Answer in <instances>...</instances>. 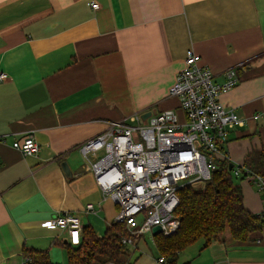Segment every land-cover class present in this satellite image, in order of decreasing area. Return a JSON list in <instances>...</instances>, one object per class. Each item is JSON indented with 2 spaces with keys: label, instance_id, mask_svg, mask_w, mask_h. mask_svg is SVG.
Wrapping results in <instances>:
<instances>
[{
  "label": "crops",
  "instance_id": "obj_1",
  "mask_svg": "<svg viewBox=\"0 0 264 264\" xmlns=\"http://www.w3.org/2000/svg\"><path fill=\"white\" fill-rule=\"evenodd\" d=\"M189 48L218 81L238 70L240 82L222 101L244 119L225 147L226 158L242 163L264 145V0H0V71L9 74L0 81V264H22L25 247L49 250L60 263L69 234L47 226L60 210L96 231L115 220L118 206L79 146L136 113L174 109L185 121L170 88ZM29 136L36 152L12 145ZM243 180L246 207L264 212L255 180ZM89 202L96 212H86ZM223 235L192 264H264V230L245 241ZM146 244L144 234L137 264H145Z\"/></svg>",
  "mask_w": 264,
  "mask_h": 264
},
{
  "label": "built area",
  "instance_id": "obj_2",
  "mask_svg": "<svg viewBox=\"0 0 264 264\" xmlns=\"http://www.w3.org/2000/svg\"><path fill=\"white\" fill-rule=\"evenodd\" d=\"M98 8L97 2H91ZM9 77L0 71V81ZM224 80H216L215 72L200 63L193 48L186 52L185 64L177 73L170 94L180 100L185 113L181 121L174 109H165L143 117L136 113L124 120H113L102 132L79 146L84 161L105 198L118 206L115 220L124 222L133 234L124 242L135 246V238L160 225L169 235L180 226L177 208L179 191L187 186L203 184L212 178L218 159L226 158L229 130L244 123L234 110L226 107L222 95L240 82L236 67L224 71ZM259 117L257 114L255 118ZM12 145L25 154L38 150L29 136L16 139ZM236 175L251 176L263 194L264 178L252 171L233 168ZM86 212H96L89 202ZM264 213V212H263ZM52 229L68 232V242L80 243L83 230L81 217L74 211H58L47 222ZM164 256L154 264H165ZM25 264V261L22 262Z\"/></svg>",
  "mask_w": 264,
  "mask_h": 264
},
{
  "label": "trees",
  "instance_id": "obj_3",
  "mask_svg": "<svg viewBox=\"0 0 264 264\" xmlns=\"http://www.w3.org/2000/svg\"><path fill=\"white\" fill-rule=\"evenodd\" d=\"M231 163L228 158H219L209 181L180 189V226L169 235H154L157 257L164 256L165 264H178L188 246L203 239L206 248L227 230L233 239L241 241L264 230V213L246 207L243 188L232 178ZM241 167L264 178V145L247 152ZM132 235L124 222L116 220L106 226L103 235L91 224L84 225L80 243L65 244L68 264H137L133 256L138 239L135 246L124 242ZM23 256L25 264H62L52 260L49 250L25 247Z\"/></svg>",
  "mask_w": 264,
  "mask_h": 264
},
{
  "label": "rangeland",
  "instance_id": "obj_4",
  "mask_svg": "<svg viewBox=\"0 0 264 264\" xmlns=\"http://www.w3.org/2000/svg\"><path fill=\"white\" fill-rule=\"evenodd\" d=\"M127 119H129V120H127L129 122H133L130 119V117L127 118ZM232 162L235 164V168H238L241 165H243L244 160H243L242 163H240L239 160H236V159L235 160H232ZM243 171H245L244 168H243ZM245 177L246 176L243 175V172L240 175H236L235 174V171L232 170V178H233V180H234V182L236 184H240V185H243L244 186L245 183H246V181H244L243 179ZM250 185L257 192L259 191V190H257L256 183L251 182ZM259 194H261L262 195V198H263V194L261 192ZM117 212H118V208L116 207V209H115V217L117 215ZM105 229H106V225H104V226H97V232L100 235H103L104 234ZM223 236H225L226 238H229L230 237L229 231L227 230L226 232H224V235ZM145 239L147 240L148 246H146V248L143 250L144 252L142 253V256H143V258H147L145 260V262H144L145 264H147L148 258H152V257L157 258V250H156L155 245L153 244V242H154L153 235L150 232H147V234H145ZM203 246H204V240L203 239L198 240L197 242H195V243L191 244L190 246H188L180 254L179 263L178 264H182V263H184L186 261L190 262V264H192V262H195V261L198 262V260H196L197 258H194V257H197L198 256V253H199L200 250H204V249H201ZM206 249H207V247H206ZM137 252H138V255H141V251L139 249L137 250ZM202 254H203L202 255V259H204V257H210V251L204 250ZM54 259L56 261H59L62 264H68L67 249H64L63 248L62 250H58V257H56ZM210 264H213V263L210 262Z\"/></svg>",
  "mask_w": 264,
  "mask_h": 264
},
{
  "label": "water",
  "instance_id": "obj_5",
  "mask_svg": "<svg viewBox=\"0 0 264 264\" xmlns=\"http://www.w3.org/2000/svg\"><path fill=\"white\" fill-rule=\"evenodd\" d=\"M150 114H151V112H146V113H143L142 116L145 118V117H147ZM63 165H64V168H65L66 172L69 173L70 169H69L67 163L64 162ZM234 165L235 164L232 162L231 165H230V169H232ZM161 232H162V227L160 225H155L153 227V234L154 235L160 234ZM65 242H68V239H66Z\"/></svg>",
  "mask_w": 264,
  "mask_h": 264
}]
</instances>
